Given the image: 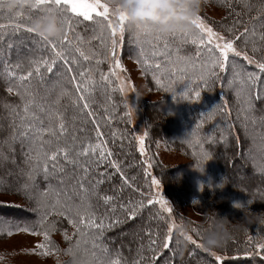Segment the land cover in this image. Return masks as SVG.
Wrapping results in <instances>:
<instances>
[{"label":"trees","instance_id":"trees-1","mask_svg":"<svg viewBox=\"0 0 264 264\" xmlns=\"http://www.w3.org/2000/svg\"><path fill=\"white\" fill-rule=\"evenodd\" d=\"M228 2L231 3V8L225 6L221 0H208L205 3L219 6L227 13L224 19L218 21V23L212 21V19L207 20L202 14L200 16L206 19L216 30L223 32L228 38L239 35L245 27L250 31L254 29L257 33L254 42L258 50L256 52L252 51L251 40L247 46H245L243 40L237 41V47L239 50L247 51L248 55L254 60L264 62V42L259 39V35L264 33V11L259 10L258 7H245L240 0H228ZM247 3L255 4L256 0H247ZM58 15L59 19L63 20L67 13ZM23 16L22 24L38 20L41 13L35 10L25 13ZM229 18L231 19L229 20ZM72 23L73 32L78 37H82V41L71 38L73 44L78 43L85 51L89 47L88 49L98 54L94 56L91 62L81 61V65L85 68H99L95 76L96 85L88 96L90 104L88 112L91 113L90 115L81 111L77 105L78 93L70 81V74L65 71L61 62L57 63L53 73L42 70L40 74L34 73L31 79L23 84L18 79L6 80L8 70L15 71L17 77L26 74L33 67L32 60L34 57H39V60L50 59L52 52L36 33H29L25 30L15 31L13 28L7 27L3 34H0V62L2 61V67L0 68V193L17 196L25 201V204L19 208H17L18 206L5 205L3 207L0 205V218L21 224L34 222L39 218V211H32V209L39 210L42 201H52L59 193L61 199L63 194H67L64 196L66 198L69 196V199L62 200L71 205L95 212L97 216L105 218L118 217L119 220L123 221L114 224L111 229L104 233L102 240L97 241L100 248L107 249L106 253L101 252L99 248L92 249L89 243L83 246L87 248V251L81 250L70 256L65 254L66 258L63 261L54 264H93L97 259L105 261L119 259L121 264H134L135 261H141V257L144 258L141 264H182L183 262L188 264H219L215 256L211 255L212 252L224 258L222 264H264V250L259 251L256 246L264 241V227L253 224L250 226V231L239 232L234 235L226 247L206 251V248L199 247L197 243H203L202 225H194L180 216L177 208L179 202L177 203L168 192V188H172L169 179L184 182L182 196L185 198L186 204L202 210V218H204L205 211L211 209L215 210L221 217L239 221L243 218L244 213L241 208L236 207L237 204L248 207L252 212L264 211V185L256 186L260 179H264V173L254 176L256 180L247 183V187L238 185L230 179L231 163L233 161L238 162L240 156L246 155L250 151V145L259 136H262V141L258 139V142H254V146L261 150L262 156L259 159H253L254 157L247 159L246 162L251 167L246 172L252 173L255 166L264 169V99H255L261 93V90H264V72H261L255 64H249L245 61L243 56H231L229 57L227 70L217 69L215 76L209 75L206 69L200 67V64L208 56L200 55L198 58L193 56L196 45L183 42L176 47L177 44L173 42L174 38L166 36L168 49L176 48L179 57H189L196 64V67L191 68L187 73L185 79L189 83V89L184 105L182 102L179 104L177 101L178 94L176 90L168 87V79L171 76L176 79L179 78L171 68L172 61L170 64L169 60L165 61L163 59L165 56H162V58L159 55H156L155 60H151L152 63L155 61L161 64L163 68L168 69L167 80H164L163 72L155 68L148 69L143 64L148 79L153 86L155 83L152 81V77L155 73V76L160 77L165 87L169 89L165 90V87L161 86L157 88L166 97L165 105L178 106L179 115L178 112L177 114L172 113L176 110L171 112L168 109H161L159 112L160 115L167 118V139L170 148L183 151L189 158L190 165L176 169H165L157 163L155 175L160 179L165 194L172 203L174 216L181 222L191 224L190 233L196 242H188L186 246L178 245L176 231L173 233V240L169 248H160L156 253H153L148 247L149 232L153 234L159 232L162 238L169 225L164 220L158 219L161 214L158 204L146 205L134 219L128 217L120 207L121 204L127 205L130 201L139 202L146 199L149 193H153V190L149 187L150 179L145 174L144 160L133 135L123 97L115 81H112L111 84L100 81V72H109L110 65L108 60H104V63L98 66L95 64V59H103L104 53L100 42L95 40L98 33L89 25L79 22L75 17H72ZM229 29H233V31L230 32ZM177 37L183 41L191 38ZM59 39L53 40L58 41ZM19 40H25L34 45L35 41L39 40V53L35 51L32 58L28 56L26 59L18 56V61L14 64L10 59L14 56L16 47H10L9 49L7 47L11 42ZM154 44L158 45V49H160L159 47L164 44V40L145 45L143 53L152 52ZM23 48L26 49L27 47L22 46L20 49ZM130 54L134 56L139 53L131 52L130 48ZM146 57L150 60L148 56ZM233 60L237 64L236 71L242 74L255 73L258 77L255 86L248 83L244 87L245 91L251 93V107H249L247 100L242 101L240 99L241 94L244 93L237 86V77L231 67ZM176 64L177 61L174 65ZM232 72L234 82L230 86L228 76ZM202 76L203 79H201ZM9 86L13 87L11 93L7 90ZM54 87H58V89L55 93H52L50 89ZM230 87H233V89ZM18 88H27L31 92L35 101L33 111L44 121L45 126L50 123L48 119L49 112L53 114L51 120L53 126H58L55 114L59 113L63 116L66 134L61 135L58 142L54 141L52 146H48V150L55 146L69 147L72 150L70 158L78 161L76 165L61 158L57 161L55 171L51 172L48 179L44 178L41 171L35 169L34 157L36 154L32 149H38L39 142L21 135L20 116L23 114V101L16 94ZM197 91L200 93L198 98L195 95ZM200 108H203V110ZM145 114L152 127L148 110H145ZM252 117L255 123H247V121H251ZM97 124L100 126L99 130L103 133L99 140L96 137ZM198 124L201 125L197 126ZM195 126L197 127L192 132L191 129ZM155 133V130L151 129V139H156L154 137ZM46 139L48 138L46 137ZM99 141H107V147L112 151V156L109 159L119 163L121 172L128 180L127 184L120 173L111 167L107 161L97 166L95 163L86 164L85 158L76 156L81 146L87 147L89 143ZM205 153L208 156L207 159L204 158ZM229 161L230 164H228ZM82 167H88L87 175L82 171ZM209 169H211V173H209ZM183 170L186 171V174L179 176L178 173ZM208 170L209 172H207ZM102 172L109 173L110 176L105 178L103 184L96 185V180L100 178L98 174ZM81 181H83V189L80 187ZM25 184L28 185L26 191L18 190L22 189ZM129 184L131 187H129ZM49 188L52 189L49 196L47 198L42 197L41 193L48 191ZM84 189H87V191ZM141 193H143V196ZM104 195H112L115 199L110 205H107L102 199ZM220 203L223 207L213 208L214 204ZM113 207L116 209L115 212L112 211ZM163 214L167 219V215ZM55 220L57 221V230L51 234V239L58 248L56 237L61 232H71L69 229L71 225L66 217H55ZM105 222L108 223L110 220L105 219ZM194 229L199 230V234ZM13 233H16V231H13ZM7 236L0 233V238ZM248 237H252V240L249 241ZM67 247H70L69 242H67ZM92 252H95V257L91 255ZM57 255L61 254L58 253ZM153 257L155 258L153 259Z\"/></svg>","mask_w":264,"mask_h":264},{"label":"snow or ice","instance_id":"snow-or-ice-1","mask_svg":"<svg viewBox=\"0 0 264 264\" xmlns=\"http://www.w3.org/2000/svg\"><path fill=\"white\" fill-rule=\"evenodd\" d=\"M225 6L231 8L232 5L228 0H221ZM241 3L244 4L245 7H248L247 0H240ZM37 7L30 8L29 10H39L42 15L39 19L44 18L47 13L50 11H57V13H67V16L61 21V25L64 29L63 36L58 41L49 39L43 34L37 32L34 26H25L22 23H15L11 25L0 24V34H3L4 30L7 27L13 28L15 31L25 30L29 33H36L42 41L45 42V46L49 47L52 52V56L50 59H41L39 61L33 62V67L31 70L27 71L26 74L19 75L17 77V73L13 70H8L6 73V80L18 79L21 84L26 81H29L31 77L35 74H40L41 71H46L48 73H53L54 69L57 66L58 62H61L64 66L65 71L70 74V81L73 83V87L78 93V98L76 100L77 105L80 107L81 111L86 112L87 114H91L88 112L90 109V104L88 102V96L90 95L92 89L96 85V72L99 71V68L93 69L92 67H83L81 65V61L91 62L94 56L98 55L96 53L89 54L83 48H81L78 43L73 44L72 39L70 38V34L73 31V23L72 17L82 18L84 22H91L96 24L99 28V34L95 36L100 42L102 49L104 50L103 59H95V64L98 66L104 63V60L111 61V69L108 74L100 72V81L106 84L112 83V77H115L117 80H120V76L118 75L117 70L123 69V65L121 60L119 59L118 49L121 48L123 44V39L127 25V16L125 13H119L115 16L117 23H113V13L106 2V0H37ZM18 8H14L12 6L11 0H0V12H8L12 13L14 10ZM17 16H23L22 11H16ZM31 19V17H29ZM196 28L198 30V34H194L192 32H180L172 34V36H182V37H191V43L197 45V58L201 55V49L205 50L208 53L207 59L200 64L202 69H206L207 74L215 76L216 70L219 69L221 71L227 70L229 67V54H233L235 57L243 56V59L247 61L249 64H255L256 67L264 72V62L254 60L251 56L248 55L247 51L239 50L237 47V41L243 40L245 46L248 45L250 40L252 41V51L256 52L258 49L255 45L254 39L257 35L255 30H249L247 27L244 28L243 32H240L239 35H234L233 38H226L224 35H221L219 32L215 31L212 27L208 26L201 16L197 17ZM107 27L109 29V35H104V28ZM229 31H233V29H229ZM143 33L145 35H153L157 41L164 40V49L167 50L168 44L165 39V35H161L157 31L151 28H137L134 30V35H139ZM82 40V37L79 38ZM259 39L261 42H264V33L259 35ZM162 55L165 56L166 59L169 60L171 64L170 57H167L166 51H158V45H153L152 55ZM178 60H183L185 62L184 67L180 68V71H185L187 67L190 65L191 67H196V64L192 63V59L189 57H177ZM144 64L146 68H155L161 72H167V68H163L161 64H149L147 61V57H145ZM18 67V66H17ZM173 70L175 69V65L172 66ZM231 67L237 78L240 79L241 84L245 83V78L248 83L253 86L256 85L258 77L255 73H241L236 71L237 64L236 61L233 60L231 62ZM157 85L161 87H165L160 77L155 76ZM203 79V76L201 77ZM231 83V82H230ZM125 89V84L121 80L120 82V90L123 91ZM8 92L11 93L13 91V87H8ZM165 90H169L165 87ZM18 96H20L23 101L22 112L23 114L20 116L21 119V127L22 132L21 135L25 138H31L34 141H38V149L33 148L32 151L36 154L35 159V169L41 171L44 175L45 179H48L51 172L55 171L56 163L61 158L68 161L69 163L76 165L77 160L70 158L72 150L67 147H51L48 150V146H52L54 141L58 142L59 137L63 134H66V125L64 123L63 116L59 113L55 114V118L58 120V126H53L51 124V120L53 119V114L48 113L49 125L45 126L44 121L36 115L35 111H33V107L35 106V101L32 98L31 92L28 91L27 88L17 89ZM187 95V93H185ZM196 97L200 96V93L196 92ZM239 95V93H238ZM247 102L249 107H251V95L247 97ZM130 115V113H129ZM99 124L96 125V137L99 138L103 135V133L99 130ZM145 133L144 136H140L139 140V149L142 155H146L145 153ZM46 137L48 139H46ZM75 139V138H74ZM77 157L85 158V163H95L97 166L99 164L107 161L111 167H113L118 173H120L121 177L124 179V182L127 184L128 180L124 177L123 172H121L120 165L117 161L109 159L112 156V151L107 147V141H99L97 143H89L87 147L81 146L80 151L76 153ZM204 158L207 159L208 156L205 153ZM143 163L147 165L145 170V174L150 177L151 186H156L159 188L161 181L154 176L151 175V172L148 169L152 168V164L146 158ZM82 171L87 175L89 169L88 167H82ZM99 179L96 180V185H101L104 183L105 178L110 176L109 173H99ZM80 187L83 189V181L80 182ZM129 187L131 185L129 184ZM28 185L25 184L22 189L26 191ZM7 190V189H5ZM87 191V189H84ZM52 191L49 188L48 191L41 193L42 197L47 198L49 196V192ZM139 191V189H137ZM143 196V193H141ZM102 199L105 204L110 205L114 201V196L112 195H104ZM158 204L161 210V214L158 216V219L164 220L169 226L166 229L164 236L161 238L160 233L157 232L155 234L149 232V250L153 253H156L160 248H169L170 243L173 240V230L177 228L176 220L172 218L171 214L173 212V208L169 206L167 200L163 197H159L158 199L153 197L151 193H149L146 199H142L139 202H129V204H121L120 207L124 210L128 217L135 218L138 214L141 213V210L145 208L146 205H155ZM236 207H242V205L237 204ZM115 208L113 207L112 211L115 212ZM32 211H39L38 220L31 223H14L12 221L4 220L0 218V233L11 236L13 231L16 232H26L30 233L34 236H43L44 242L37 244L36 248L40 250L41 255H47L52 252H59V249L55 245V243L51 239V234L57 230V221L55 217H66L68 222L72 225V228L75 231L72 234H69L68 231L64 232V238L69 242L70 247L67 249L69 254L75 255L77 252L83 250L87 251V248L83 247L87 244H91L92 249H100L101 252L106 253V248H100V244L97 241L102 240L104 233L111 229L114 224L122 223L123 221L119 220L118 217L105 218L103 216H97L95 212L83 210L80 206H74L69 204L67 201L62 200L60 194L57 193L55 199L52 201L44 200L40 204V209H32ZM163 213H167V219ZM105 219H109L110 222L106 223ZM199 234V230L194 229ZM187 239L192 243H196L191 235H188ZM249 241L252 240V237H248ZM261 250H264V242H260L256 245ZM199 247H203V245H199ZM208 251V249H205ZM91 255L95 257V252H92ZM211 255L215 256L216 260L220 261L223 259L222 256L217 255L215 252H212ZM155 257H153L154 259ZM144 258L141 257V261ZM141 261H135L134 264H141ZM93 264H121L119 259H109L107 261L97 259L93 262Z\"/></svg>","mask_w":264,"mask_h":264},{"label":"rangeland","instance_id":"rangeland-1","mask_svg":"<svg viewBox=\"0 0 264 264\" xmlns=\"http://www.w3.org/2000/svg\"><path fill=\"white\" fill-rule=\"evenodd\" d=\"M203 7L204 8L201 14L204 15L207 20L212 19V21H216V23H218V21L223 20L224 16L227 14L225 13V10L221 9L219 6H215L212 4H204ZM16 11H22L24 15L25 13H30L35 10H29L25 8V9L14 10L12 13H8L6 11L0 12V23H3L4 25L21 23L24 16H17L15 14ZM61 13H58V14H61ZM112 19H113V23H117V20L115 17H113ZM202 19L205 21L206 24H208V26L212 27L215 31L219 32L221 35H224L226 38H228L223 32L216 30L211 24H209V22L206 19H204L203 17ZM230 19L231 18H229V20ZM38 20H32V22L24 23V25L35 27V24ZM61 21L62 19H60V22ZM78 21L83 24L89 25L95 32L99 34V28L96 24H93L91 22H84L82 18H79ZM103 31H104L105 36H108L110 34L109 29H107V27H105ZM192 33L198 34V30L196 27L192 31ZM177 36H172V35L167 36L168 38H174L173 42L177 44L176 47L179 46L183 42L191 43V38L187 41H183L181 38H178ZM70 38H75L76 41H82L81 39H79L80 37H78L77 34L74 33L73 31L70 34ZM183 38H186V37H183ZM156 41L157 40L155 39L153 35H145L143 33H140L139 35H134V30L127 29L124 35L123 44L121 48L118 49L119 59L121 60V63L123 65L122 70L120 69L117 70L118 75L120 76V80H117L115 77H112L111 79L112 81H115L117 88L119 92L121 93L123 100L125 102L127 112L128 114L130 113L129 121H130L132 130H133V135L135 137L138 149H139L138 138L140 136H144L145 133H147V135L145 136L146 155H142V154L141 155L143 157V160L147 158L149 162L152 164V168L148 169V171L151 172L152 176L159 179L155 175V169H156L157 163L158 165H161L165 169H176V168H181V167L190 165V160L183 151H176L170 148L168 139H167V133H168L167 118L160 115V112H159L161 109L162 110L168 109V110H171V112L176 110L175 112H172V113L177 114L178 106L165 105L166 97H164L163 93L157 89L159 85H157L156 79L152 77V81L155 83L153 86L151 81L148 79L149 77L147 76V73L144 70L145 57L148 56V58L150 59V60L147 59L149 64H155L156 62L154 61L152 63L151 60L153 59L155 60L156 56H153L152 52L148 54H144L143 48L145 45H148L150 43H155ZM39 42H40L39 40H37V42L35 41V45L29 42H26L25 40L11 42L7 48L9 49L10 47H14V46L16 48H15L14 56L10 59V61H12L14 64L17 63L18 61L17 59L19 58L18 56H21L25 59L28 56L29 58H32L33 57L32 55L34 54L35 51L39 53V50H38V46H40ZM22 46L27 47V48L20 49ZM88 48L89 47H87L86 51L89 52V54L94 53L91 49H88ZM130 48H131V52H136L139 54H135L134 56H131ZM159 48L160 49H158V51H166V53L170 52V53H167V57H170L172 61V66L177 61V64L175 65L176 70H173V67L171 68L174 71V73L175 72L177 73L179 78L176 79L171 76L168 79V82H169L168 87L172 90H176L178 94L177 101L179 102V104H181L182 102L185 105V97H186L185 93H187L189 89V83L185 79H186L187 73L193 67L189 65L185 71H180L179 69L184 67L185 62L183 60L177 59L179 54L176 51V48L175 49L167 48V50H165L164 44H162ZM197 51H198V48L196 45V48L193 50V56H197L196 55ZM200 51H201V56H208V53L205 50L201 49ZM159 56L162 57V55H159ZM231 56H233V54L230 53L229 57ZM39 59H40L39 57H34L32 61L33 62L39 61ZM163 59L165 61H168L166 57ZM108 62H109L110 69H111V61L108 60ZM192 63L195 64V61L192 60ZM1 67H2V61L0 62V68ZM108 73L109 72L105 74H108ZM168 73H169L168 71L162 73L164 80H167ZM228 78L230 79V82H231L230 86H231L232 83L234 82L233 72L228 76ZM121 80L125 84V89L123 91L120 90ZM236 81H238L237 86L239 90L242 93H244V94H241L242 98L240 97V99H242V101H246L249 94L251 95V93H248L244 89L245 85L248 84V82L247 80H245V83L241 84L239 78H237ZM57 89L58 87H54V88H51L50 91L52 93H55ZM231 89H233V87ZM255 99H259V100L264 99V90H261V93H259V95ZM200 109L203 110V108H200ZM145 110H148V115L152 122L151 123L152 127L150 126L146 118ZM178 115H179V112H178ZM250 122L255 123L253 117L251 121L250 120L247 121V123H250ZM200 125L201 124H198L197 126H200ZM263 125H264V120H263ZM197 126L193 127L191 131L193 132ZM151 129L155 130L156 133L154 137L156 139H151L150 137ZM261 137L260 136L257 137V139L254 142H258L259 141L258 139L262 141ZM254 142L250 145V149H249L250 151L247 152L246 155L240 156L238 162L233 161L231 163L229 161L228 163V164L231 163L232 165L230 179L231 181L235 182L238 185L247 187L248 186L247 183L252 182V181L254 182L256 180L254 179V176H257V174L264 173V169H261L256 166L255 168L252 167L253 168L252 173L249 174L246 172V170L249 169V167H251L250 164L246 162V160L252 157H254L253 159H256V158L259 159L262 156L261 150L254 146L255 145ZM139 152H140V149H139ZM146 168H147V165H145V170ZM209 170L207 172L211 173L212 172L211 169ZM184 174H186L185 170L178 173L179 176H183ZM168 181L170 184H172L171 185L172 188H168V192L174 197L177 203L179 202V204L177 205V208L179 209L180 216L184 217L187 221H189L190 223L194 225L196 224L198 226L203 225L204 218H202V215H201L202 210L197 209V207L195 206H189L188 204H186V200L182 196L183 194L182 192L184 191V186H185L184 182H181L179 180L171 181L170 179ZM173 181L174 183H172ZM261 185H264V179H260L258 183L256 184V186L258 187H260ZM151 188L153 190V193H152L153 197L157 199L159 197H163L165 200L168 201L169 206L173 208L171 201L168 199V197L165 194L162 183L160 184L159 188H157L156 186H151ZM64 195H67V194H63L62 199L68 200L69 196H67L66 198ZM24 204H25V201H23L21 198L17 196L6 195V194L0 193V205H2L3 207L5 205H9V206H15V207L18 206L17 208H19V207H22ZM221 207H223L221 203L213 205V208H221ZM173 212H174V209H173ZM173 212L171 216L173 219L176 220L177 225H179L182 222L179 221L176 218V216H174ZM165 214L168 216L167 213ZM233 222H236V221H233ZM69 229L71 230L69 234H72L75 231V229L72 228V225L69 226ZM176 231H177V228L173 230V233ZM189 235L192 236L191 233H189ZM56 239H57L56 242L58 244L59 252L54 251L47 255H41L40 250L37 249L36 251H33V249L36 248L37 244L44 242L43 236H34L26 232H16V233H13L11 236L0 238V264H54L59 261H63L66 258V255L67 256L71 255V254H68L67 252V249H68L67 242L68 241L65 240L64 238V232H61L59 236L56 237ZM192 239L194 240L193 236H192ZM197 243L201 245L199 242ZM257 249L261 251L260 248L257 247ZM58 253H60L61 255H57ZM223 260L224 258L218 261L219 264H222ZM182 264H188V263L183 262Z\"/></svg>","mask_w":264,"mask_h":264},{"label":"clouds","instance_id":"clouds-1","mask_svg":"<svg viewBox=\"0 0 264 264\" xmlns=\"http://www.w3.org/2000/svg\"><path fill=\"white\" fill-rule=\"evenodd\" d=\"M113 16L125 13L126 27L135 30L151 28L161 35L169 36L180 32H192L197 17L201 15L202 8L208 0H106ZM12 6L18 9L36 8L37 0H11ZM249 8L258 7L264 11V0H256L255 4H248ZM35 28L37 32L49 39H59L63 35L57 11L53 10L39 19ZM244 215L239 221L233 222L227 217H221L215 210H207L202 225L203 247L209 251L221 249L228 245L233 236L239 232L250 231L253 224L264 227V211L252 212L242 205ZM191 232V224L182 222L177 226V244L187 245Z\"/></svg>","mask_w":264,"mask_h":264}]
</instances>
